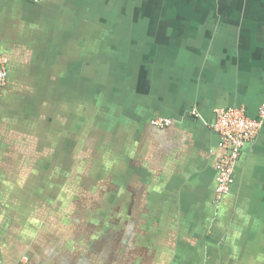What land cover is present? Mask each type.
<instances>
[{
	"label": "crops",
	"instance_id": "1",
	"mask_svg": "<svg viewBox=\"0 0 264 264\" xmlns=\"http://www.w3.org/2000/svg\"><path fill=\"white\" fill-rule=\"evenodd\" d=\"M108 4L0 0V264H264V122L215 199L218 112L264 103V0ZM54 65L105 78L114 191L54 192Z\"/></svg>",
	"mask_w": 264,
	"mask_h": 264
},
{
	"label": "rangeland",
	"instance_id": "2",
	"mask_svg": "<svg viewBox=\"0 0 264 264\" xmlns=\"http://www.w3.org/2000/svg\"><path fill=\"white\" fill-rule=\"evenodd\" d=\"M114 1L115 0H112L113 4L111 5L108 4V8L111 9L112 13H114V11L116 10V8L114 7ZM160 1L161 0H149L147 5L139 3V7L138 9H136L135 11L136 14L134 15V17L136 18L146 17L145 15H147V13L151 14L153 12L164 14L165 11H164V8L161 6L162 3ZM122 6L123 7H121V10L120 8L119 9L117 8V14L118 12L122 13V10H124V15L127 14V15L132 16L134 14L133 6H131L127 1H125ZM126 7H127V10L125 9ZM114 17L115 16H110V13H109L108 17L106 18L107 25L111 24L110 22L113 21L112 18ZM123 20H127V19L123 18ZM134 20L139 26V29H141L143 25L147 23L146 20H142V19H134ZM120 25H121V28L122 27L124 28V30L122 29V32L120 31L122 35L124 37H127V36L130 37V32L126 30V27L128 24L124 22V24L122 23ZM137 32L139 33L140 31H137ZM123 43H128V42L126 40H123ZM54 66H55V69L57 68L56 70H54V88H55L57 87L56 80L59 78L56 76L60 75L62 72L59 71L60 69L59 65H54ZM90 88H92L93 90L94 88L93 85L92 87L90 86ZM58 91L57 90L54 91V169L52 170L54 171V176H56V174L66 175L65 172L69 171L71 167L66 168L65 166L67 163L71 164L73 155L75 159L78 156H80L81 158L85 157L87 153L86 152L87 143L88 142L93 143L92 136L97 130L100 129L99 128L100 125L97 124L99 119H97L96 116L92 115L94 114V112L92 111L90 113L91 111L90 109H89V112H87L88 111L87 109L89 108V102L91 103L93 99L92 96L90 97L87 96L84 100H81L83 102H86V107H85L86 110H83L81 109L83 107V104H81L82 105L81 108L78 107L79 103L75 102L74 98L70 99V95L68 96V98H66V100H62V98L58 97L57 95ZM85 93L86 92H83L82 94L85 95ZM76 103H78V105H76ZM92 110H94V107L92 108ZM89 113L92 115L89 117V119L90 118L92 119V122L91 124L85 123V126H84L83 125L84 120H86V117ZM97 114H99V111ZM102 116L103 114H101L100 117ZM112 123L113 124L115 123L114 118L112 120ZM75 140H76L77 145H74V149H73L74 153L70 155V148ZM103 141L107 143L108 138L103 139ZM91 150H93L92 147H91ZM94 151H95V148H94ZM88 158L93 160L95 158V153L90 154ZM52 171L49 170L48 172L53 173ZM71 174H74V171L73 172L71 171ZM76 176H80V175H76ZM86 176H90V178H86L84 181L82 180L81 176L80 177L74 176L71 179H74V183L80 181L81 185L85 184V188H87L86 191L88 192H98L96 191V187L99 185H104L103 182L100 183V180L97 179L95 175L86 173ZM68 184H71V183H68ZM60 186L61 184L57 183L54 186V190L59 189Z\"/></svg>",
	"mask_w": 264,
	"mask_h": 264
},
{
	"label": "trees",
	"instance_id": "3",
	"mask_svg": "<svg viewBox=\"0 0 264 264\" xmlns=\"http://www.w3.org/2000/svg\"><path fill=\"white\" fill-rule=\"evenodd\" d=\"M125 1H127L133 7L136 4V3H134V0H120L121 5H123V3ZM135 1H139L138 3H143V2L148 1V0H135ZM125 9L127 10V7ZM122 16H123V18L126 19L130 15H127V14L124 15V10H122ZM127 49H129V48H127ZM54 70H56V69H54ZM59 71H61L62 73L60 75L56 76L59 78L56 80V82H57L56 86L57 87L54 88V91L55 90L58 91L59 89H61L57 93L58 97H61L62 100H66V98H68V96L70 95V99L74 98L75 102L79 103L78 107L81 108L82 107L81 104H83V107L81 109L86 110L85 109L86 102H83L81 100H84L87 96L88 97L92 96L93 99H92L91 103L89 102V108L87 109L88 110L87 112H89V109L91 110L90 113L93 111L94 114H92V115L96 116L97 119H99L97 124L100 125L99 126L100 129L98 130L97 133L95 132L92 137L98 139V142L96 144L101 142L100 137L102 134H103V136H102L103 139L108 138V140H109V138H110V140L112 141V139L115 138L113 136L114 134L109 133L108 131L111 128V132L115 133V128L113 129V127L115 126V123H114V125H112L113 124L112 120H113V118H115L114 117L115 105H114L113 100H111L109 103L105 104L104 98H105V93H106L107 89L105 87V81H104L105 78H104V76H102V72H100V70L97 68V66H95L91 70L80 69V70H74V71H71V70H59ZM85 73H86V75H85ZM115 75H116L115 71L112 70L110 75L107 76V78L112 81L113 79H115V77H116ZM108 82H109V80H108ZM91 84L94 87L93 90H92V88H90V86L92 87ZM109 86H108V89L110 88ZM82 91L86 92L87 94L86 93H85V95L82 94L83 93ZM113 91H114V88L112 87L111 92L108 93L111 95V97H113ZM78 103H76V105H78ZM93 107H94V110H92ZM98 111H99V114H97ZM105 111H106V113H105ZM90 113L87 115V117L92 116ZM101 114H103L102 117H100ZM103 121H105V122H103ZM91 122H92V119L90 118L89 123L91 124ZM85 123H88V121L84 120V124H83L84 126H85ZM79 124H80V122H79ZM84 131H85V129H84ZM111 135L113 137H110ZM103 139H102V145L101 146H103V145L106 146ZM75 143H76V140L74 141V143L71 146L72 149L70 148V151H72V154L74 153L73 152L74 145H77V143L76 144ZM111 151L115 152L113 149ZM98 158L99 157L95 155V158L92 161L95 160V163H96V161H97L96 159H98ZM80 159H82L80 156H78L75 159L74 155H73L72 160H71V164L68 163V166L66 168L71 167L70 170L72 171L73 170L72 166L74 165L75 161L76 160L80 161ZM89 174L95 175L96 178L99 179L100 183H101V176H100L98 171H95V172L92 171ZM86 178H90V176H86L85 178H82V180L84 181ZM108 182H112L113 183L112 185H114V189H115L114 178L108 180ZM59 184H61V186L57 192L64 190V189H68L64 182H60ZM78 185H81L80 181L78 182L77 186ZM99 186L103 187L105 185H99ZM99 186H97V187H99ZM106 189H107V186H106V188H103V190H106ZM69 191H72V190L69 189Z\"/></svg>",
	"mask_w": 264,
	"mask_h": 264
},
{
	"label": "built area",
	"instance_id": "4",
	"mask_svg": "<svg viewBox=\"0 0 264 264\" xmlns=\"http://www.w3.org/2000/svg\"><path fill=\"white\" fill-rule=\"evenodd\" d=\"M31 1L40 2V0ZM8 75V59L0 53V88L7 83ZM262 122H264V103L256 118L250 117L243 107H229L218 112L215 128L220 135V146L225 153L217 165L218 174L215 189L217 201L230 192L235 181L236 164L242 147L258 135ZM170 123L169 119L156 118L153 120V124L157 127H163Z\"/></svg>",
	"mask_w": 264,
	"mask_h": 264
},
{
	"label": "flooded vegetation",
	"instance_id": "5",
	"mask_svg": "<svg viewBox=\"0 0 264 264\" xmlns=\"http://www.w3.org/2000/svg\"><path fill=\"white\" fill-rule=\"evenodd\" d=\"M138 2L139 1L134 0V3H136L135 6L133 7L134 11H136V9H138V7H139ZM148 2H149V0L145 1L141 4L147 5ZM160 2L162 3L163 0ZM97 132H98V130L96 131V133ZM102 136H103V134L100 137L101 142L98 144H96L98 142V139H96V138L92 139L93 143H89V142L87 143V145H86V152L87 153H86L85 157L80 159V161L76 160L74 165L72 166L73 167L72 172L74 171V174H71V170H69V171L65 172L66 175L56 174V176H54V186L57 183L64 182L65 184L67 183L66 184L67 188H69L75 192L83 191V190L86 191L87 188H85V184L77 186L78 182L74 183V179H71V178H73L74 176L75 177L81 176L82 178H85L86 173H91L92 171L93 172L98 171L100 176H101V182H103V184L105 186L96 187V191H102L103 188H106V186H107V189L103 190V191H114L115 190L114 185H112L113 183L108 182V180L114 178L115 167L112 165L114 161H113V158H110V157H113L114 154L112 153V155H107L109 153V152H107L108 150H105V151L103 150V146H101L102 145V139H103ZM114 139L115 138H113L112 141L109 139L107 142L108 143L107 147L110 148L111 150L114 149V146H115ZM91 147L93 148V150H91ZM94 148H95V151H94ZM94 153L96 156L99 157L98 159H96L97 160L96 163H95V160L92 161L91 159L88 158L90 154H94ZM70 155H72V151H70ZM67 166H68V163L66 164L65 167H67ZM217 174H218V172H217ZM76 175H80V176H76ZM68 183H71V184H68ZM58 190L59 189H55L54 192H57Z\"/></svg>",
	"mask_w": 264,
	"mask_h": 264
},
{
	"label": "water",
	"instance_id": "6",
	"mask_svg": "<svg viewBox=\"0 0 264 264\" xmlns=\"http://www.w3.org/2000/svg\"><path fill=\"white\" fill-rule=\"evenodd\" d=\"M112 0H107V2L108 3H110ZM108 15V14H107ZM114 125V124H113ZM110 133H112V134H115L114 132H110ZM114 136V135H113ZM113 136H111V137H113ZM110 139V138H109Z\"/></svg>",
	"mask_w": 264,
	"mask_h": 264
}]
</instances>
